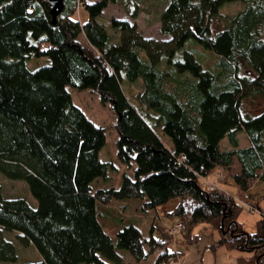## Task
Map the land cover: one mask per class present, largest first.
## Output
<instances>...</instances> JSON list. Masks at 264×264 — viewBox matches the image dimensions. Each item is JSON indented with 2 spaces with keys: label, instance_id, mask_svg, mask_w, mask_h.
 <instances>
[{
  "label": "trees",
  "instance_id": "trees-1",
  "mask_svg": "<svg viewBox=\"0 0 264 264\" xmlns=\"http://www.w3.org/2000/svg\"><path fill=\"white\" fill-rule=\"evenodd\" d=\"M76 1L62 0L52 20L48 0H0V174L23 181L36 203L32 208L0 194V228L40 256L23 264H117V250L136 264L149 257L152 264H180V254L167 250L169 241L151 231L144 236L128 224L112 240L97 220L98 209L119 201H136L148 214L170 200L176 204L164 217L181 222L184 245L197 241L191 230L202 223L218 233L212 248L264 264V195L247 194L254 181L264 188V107L255 115L240 110L242 99L264 98V0H167L159 15V32L169 37L162 51L124 20L107 21L120 33L119 44H110L104 24L96 22L108 0L79 3L87 16L82 22L74 16ZM232 2L243 8L213 32L209 22ZM188 40L214 55L217 72L203 70L183 50ZM31 58L46 63L30 71ZM160 65L183 76L181 83L164 88L163 80L176 78ZM137 80L135 108L121 85ZM66 87L94 91L114 112L115 154L123 168L116 187H91L96 179L106 182L113 166L97 157L103 129L87 121ZM238 134L246 146L239 147ZM234 163L238 170L231 174ZM222 171L238 200L223 189L202 188L201 179ZM247 202L249 213L258 214L252 233L237 221ZM15 260L0 234V263Z\"/></svg>",
  "mask_w": 264,
  "mask_h": 264
},
{
  "label": "rangeland",
  "instance_id": "rangeland-1",
  "mask_svg": "<svg viewBox=\"0 0 264 264\" xmlns=\"http://www.w3.org/2000/svg\"><path fill=\"white\" fill-rule=\"evenodd\" d=\"M52 1V0H51ZM99 0H79L75 4L74 16L79 22L86 20L85 12L80 8L79 3L91 4ZM107 3L106 7L101 11L100 15L96 19V22L109 35V43L117 45L120 42L119 31H113L107 21L110 19L114 20H124L131 25H135L137 32L145 39H150L156 44H159L161 51L167 46L166 42L169 37L162 35L159 32V15L164 9L167 0H115V3ZM243 8L240 2H232L223 4L218 9V17L213 18L209 22V27L213 32L220 31L225 28V24L228 20L233 17L237 12ZM133 11L137 12L134 19H131L129 14ZM101 22V23H100ZM81 38H79L80 40ZM82 40V39H81ZM183 50L191 53L194 60L201 66L203 70H210L211 72H217L218 67H216V59L214 55L208 50L194 44L193 41L188 40L183 44ZM181 51V50H180ZM179 51V52H180ZM142 56L141 53H139ZM46 62L44 59H33L26 61V67L28 70L33 71L36 68L43 66ZM160 69L165 70L168 75L173 76L176 80H171L167 82L163 80L164 88L175 85L183 76H176L173 72H170L167 66L160 65ZM244 70H241V74ZM178 80V81H177ZM141 82L137 80L136 82L123 83L121 85V90L126 98V100L136 106V98L141 91ZM66 90L70 96L71 102L75 107H77L84 115V117L96 127H100L104 131V143L98 152V160L101 162L110 163L113 169L108 170V180L102 182L100 179H96L91 182V187L95 188H105L108 186H117L119 180V174L122 171V165L117 161L115 154V142L117 139V132L115 128L116 116L114 112L110 109L108 104L101 105L97 94L94 91L82 90L77 91L72 88L66 87ZM264 107V98L259 95H251L247 98L241 100V113L248 115H255L262 110ZM155 134L160 137L165 143L166 138L162 136L158 130H155ZM239 147H244L247 142L242 134L237 135ZM221 149H226V139L224 138L220 143ZM237 166L234 163L231 169V174L237 172ZM224 174V184L219 183L217 189H223L232 195L235 200H238L236 194L233 192L231 187L230 174L222 171ZM209 182H214V177L211 179L208 177ZM206 190L207 188L204 187ZM249 193L251 196H261L263 195V190L258 182H253L249 188ZM0 194L4 199H24L30 207L35 208V200L28 193L27 187L23 181L20 180H9L0 174ZM253 200V199H252ZM249 202V201H248ZM245 203L237 217V221L241 224L243 230L247 233H252L254 231V223L258 218L257 213L250 214L245 206H250V204ZM139 203L136 201L127 202H116L111 204V209L101 210L98 209V222L102 225L103 231L109 236L110 239H114V234L120 230L123 226L128 224L136 227L141 231V233L146 236L148 231H151L154 238H160L169 241L168 252H176L180 254L178 256L180 264H241L239 260L247 257L245 253L238 252L235 250H225L221 247L212 248V245L218 238V233L215 230L209 229L206 225L199 223L195 225L191 234L197 236V241L191 245H184V239L180 236L179 231L175 229L176 225L182 226L181 222L176 219H168L164 217L165 213L161 214V210H154L148 214H142L139 211ZM123 207V209L119 208ZM166 208V205L163 206ZM169 207V206H168ZM171 207V206H170ZM118 209L121 210L118 211ZM251 212V211H250ZM120 214V215H119ZM122 216V217H119ZM182 229V227H181ZM0 234L2 238L9 242L14 249L16 260L14 263H0V264H23L26 262H35L40 259V256L35 251V249L29 245L24 246L19 242L18 236L13 231H5L0 228ZM117 254L120 258V262L117 264H136L129 255L122 250H117ZM154 257H149L146 261L140 262L139 264H152ZM175 260V259H173ZM248 260V258H247ZM245 262H249V260ZM112 264V263H108ZM175 264V263H169ZM179 264V263H176Z\"/></svg>",
  "mask_w": 264,
  "mask_h": 264
},
{
  "label": "built area",
  "instance_id": "built-area-1",
  "mask_svg": "<svg viewBox=\"0 0 264 264\" xmlns=\"http://www.w3.org/2000/svg\"><path fill=\"white\" fill-rule=\"evenodd\" d=\"M223 175H224L223 173H217V174H215V176H214V182H209V180L207 178L206 179L205 178L204 179H201L200 181H201L202 188L204 189V187H206L207 190H216L217 189V185L219 183L224 184L223 183L224 182ZM245 207L248 210V212H250V211L251 212H254L253 211V208H251L250 206H245ZM175 229L181 230V226L180 225H176L175 226Z\"/></svg>",
  "mask_w": 264,
  "mask_h": 264
},
{
  "label": "crops",
  "instance_id": "crops-1",
  "mask_svg": "<svg viewBox=\"0 0 264 264\" xmlns=\"http://www.w3.org/2000/svg\"><path fill=\"white\" fill-rule=\"evenodd\" d=\"M166 146H167V144H166ZM254 182H257V181H254ZM258 183H259V182H258ZM259 184H260V186H261V188H262V190H263V192H264L263 185H262L261 183H259ZM249 190H250V189H249ZM249 190L247 191V194L250 195ZM263 195H264V193H263ZM253 196H254V195H253ZM121 202H122V201H121ZM175 204H176L175 200H170L169 202H167V203L165 204V205H166V208H164L163 206H165V205H163V206L159 207L158 210H161V214H162V213H167V212L171 211V210L174 208ZM168 206H169V207H168ZM170 206H171V207H170ZM119 208L123 209V207H119ZM155 210H157V208H156ZM247 258H248V257H245V260H247ZM245 260L241 258V260H239V261H241V262H240L241 264H254V262H253L252 260H250L249 258H248L249 262H245ZM248 260H247V261H248Z\"/></svg>",
  "mask_w": 264,
  "mask_h": 264
},
{
  "label": "water",
  "instance_id": "water-1",
  "mask_svg": "<svg viewBox=\"0 0 264 264\" xmlns=\"http://www.w3.org/2000/svg\"><path fill=\"white\" fill-rule=\"evenodd\" d=\"M49 1V13L52 20L63 9L62 0H48Z\"/></svg>",
  "mask_w": 264,
  "mask_h": 264
}]
</instances>
